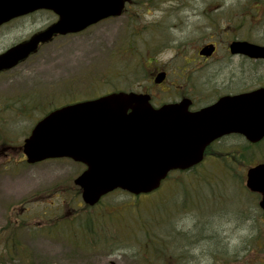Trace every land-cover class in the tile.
Returning a JSON list of instances; mask_svg holds the SVG:
<instances>
[{
    "label": "rangeland",
    "instance_id": "obj_1",
    "mask_svg": "<svg viewBox=\"0 0 264 264\" xmlns=\"http://www.w3.org/2000/svg\"><path fill=\"white\" fill-rule=\"evenodd\" d=\"M128 1L120 17L79 34L57 36L18 66L0 74V264H141L133 258L137 256L136 246L134 250L128 248L131 240L123 242L120 249L95 244L75 248L65 238L48 234L46 227L52 220L82 211L73 181L83 168L71 160L26 164L20 146L33 125L54 108L134 86L143 74L147 76L143 64L151 57L156 59L159 51L164 52L160 60L172 58L174 64L175 43L195 45L212 32L224 37V30L236 26L239 17L245 16L229 7H242L245 0ZM263 1L257 0V22L254 17L252 23L247 24L245 18L243 21L244 39L260 45H264ZM55 20L54 14L40 12L24 26L1 28L0 54ZM261 85L264 64L257 63V87ZM246 86L247 90L255 87L250 65L246 67ZM155 96L161 99L157 90ZM241 145L222 140L214 146L199 168L203 173L210 172L206 175L209 187L193 185L187 194L199 210L184 214V207L176 206L183 208L181 212L159 226L162 239L171 238L173 230L186 235L179 236L178 247L181 249L187 240L192 243L187 246L190 256L204 257L196 258V264H213L212 254L228 256L239 264H264V217L257 196L244 187L249 165L239 157ZM222 146L229 147L226 161L233 163L223 165L228 176L217 166L224 160L218 159L217 151H224ZM253 152L255 162H264V144ZM232 170L235 177L242 176L243 188L231 177ZM127 198L115 195L111 202L120 205ZM175 201L176 197H169L160 211L168 210ZM109 207L102 210L107 213ZM204 222L208 225L203 228ZM107 223L111 231L120 225L116 218L107 219ZM200 237H205L198 241L202 244L195 241ZM216 249L218 252H214ZM215 261L224 263L223 259Z\"/></svg>",
    "mask_w": 264,
    "mask_h": 264
},
{
    "label": "water",
    "instance_id": "obj_2",
    "mask_svg": "<svg viewBox=\"0 0 264 264\" xmlns=\"http://www.w3.org/2000/svg\"><path fill=\"white\" fill-rule=\"evenodd\" d=\"M124 4V0H0V26L39 10L57 16L46 29L1 53L0 72L13 69L55 36L80 33L120 16ZM230 48L264 61L262 45L242 41ZM212 51L208 45L200 53L208 56ZM188 103L155 109L148 95L118 92L65 105L33 126L22 152L28 164L64 158L82 164L84 170L73 184L80 189L83 204L93 207L116 190L134 196L158 190L169 173L200 164L205 149L225 135L239 134L253 144L264 138V87L223 97L197 112H189ZM245 187L260 196L258 207L264 212V163L246 170Z\"/></svg>",
    "mask_w": 264,
    "mask_h": 264
},
{
    "label": "trees",
    "instance_id": "obj_3",
    "mask_svg": "<svg viewBox=\"0 0 264 264\" xmlns=\"http://www.w3.org/2000/svg\"><path fill=\"white\" fill-rule=\"evenodd\" d=\"M229 9L230 11L236 9V11L238 10L240 13L244 12L245 16L241 13L242 15L239 17L240 23L241 20L244 21V18L247 24L253 22L252 17H254V22L257 20V0H245L242 7L233 5L229 7ZM18 109H20L21 112L22 110L27 111L23 108ZM263 144L264 141L257 145H245V154L241 157V159L246 165L248 164L251 166L255 162V154L253 150L255 147H259ZM221 148H223L224 151H217L219 154H229L226 152L229 149L228 146H222ZM211 151L212 148L207 149L206 157L203 163H205L206 159L209 158ZM221 162L222 161H218L217 166L221 168L224 175L228 176L229 172L223 165H232L233 163L224 160L223 163ZM202 165L203 164H200L188 171L174 172L170 174L164 181L160 190L148 196L135 197L117 191L107 195L92 208L82 205V211L78 214L73 215L72 217L71 215H66L65 217L54 219L52 222L50 221V225L46 227V232L48 234H56L65 238L67 241L71 242L75 248H82L84 246H92V244H95L99 247L103 245L110 249H120L123 242L131 240V245L128 246V248L134 250L133 248L136 246V250L134 251H136L137 256L133 257L136 261H139L141 264H169L161 261L174 260L175 253L178 251H182L183 253L191 251L187 249V246L192 243L187 240V243L183 244V247L180 249L178 247V238L179 236L186 237V235H182V233L178 231L174 232L173 230V236L168 240H165V238L162 239L161 237L163 234H160L158 231L159 226L165 221L172 220V216H174L176 212H181L180 209L183 208L176 206L184 207V211H182L184 214L199 210L197 206L195 207L191 201V197H188L187 194H190L189 190L193 185H196V187L201 185L209 187V181L206 178V175L210 172L203 173L202 170L199 169ZM230 175L238 184H240L239 186L243 188L241 183L242 176L235 177V175H233V170ZM78 192L79 190L77 191V194ZM115 195H123L128 198L125 199L124 202H120L119 205L111 202V199L115 197ZM179 195H182L181 198H179ZM169 197H176V201L169 206L168 210L160 211L168 204L167 199H169ZM107 205L110 207L109 211L105 213L102 209ZM153 207H155L154 211L151 210ZM262 216L264 217V213ZM48 218L49 216L47 219ZM112 218H116V222H119L120 224L113 229L114 231H111L109 227L110 225H107V219ZM208 221L210 222L209 219ZM206 225L208 224L204 222L203 228ZM200 226L202 225H199V231L201 230ZM203 238L205 237H200L195 241L198 242ZM202 243L204 242H201L200 244ZM215 244L216 242H213V245ZM167 252H173L172 254L174 255L169 256L167 255ZM214 252H218V250L216 249ZM200 254H206V252H202ZM182 255L183 258L189 257L186 254ZM197 258L203 259L204 257L198 256ZM211 259L213 261L220 259L228 260L229 257L220 254H212Z\"/></svg>",
    "mask_w": 264,
    "mask_h": 264
},
{
    "label": "flooded vegetation",
    "instance_id": "obj_4",
    "mask_svg": "<svg viewBox=\"0 0 264 264\" xmlns=\"http://www.w3.org/2000/svg\"><path fill=\"white\" fill-rule=\"evenodd\" d=\"M127 6L128 1L126 2L125 0V7L127 8ZM40 12L49 13L50 11L40 10L14 18L0 26V29L14 25L24 26L27 21ZM234 13L236 12H229L228 14ZM111 19H114V17L101 22ZM243 25V21L241 20V23H238L236 26L228 27L227 30H224L225 33L222 34L224 37H221L217 32H212L207 39H202L201 42L195 45L190 42L175 43L174 64L172 58L160 60L159 57L164 52L163 50L159 51L156 59L151 57L148 63L143 64V70L147 76L143 74L142 78L137 79L136 84L134 86L131 84L128 89L119 88L117 90L123 89L120 91L148 95L149 102L154 108L187 100L189 102L187 110L189 112H197L215 104L223 97L237 96L252 89H257V63L264 64V61L257 60V58L250 59L240 53H232L230 48L233 42L244 40ZM235 30L237 34L233 33ZM46 44L48 43L39 44L38 50ZM207 45H212L213 51L210 55L205 56L200 51ZM248 65L253 66L255 80V87L249 90H247L246 86V67ZM159 75H162V80L160 83H156ZM156 90L161 95V99L156 98ZM222 140L228 144L229 142L233 143L236 141L240 142L243 146L246 144L245 139L240 135H227L213 143V145H219ZM218 159L226 161L228 156ZM182 254H186L189 257L183 258ZM189 254L190 252L183 253L182 251H178L175 253L174 260L166 261L165 263L196 264L195 259L197 257L194 259ZM234 262L237 261H224L226 264H234Z\"/></svg>",
    "mask_w": 264,
    "mask_h": 264
}]
</instances>
